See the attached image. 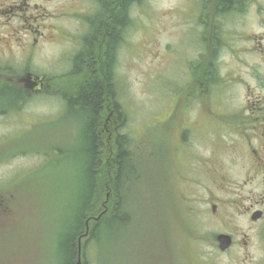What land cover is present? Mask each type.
<instances>
[{
	"label": "rangeland",
	"instance_id": "374dc122",
	"mask_svg": "<svg viewBox=\"0 0 264 264\" xmlns=\"http://www.w3.org/2000/svg\"><path fill=\"white\" fill-rule=\"evenodd\" d=\"M102 1H40L46 7L44 18L37 20L43 23L39 27L43 35L32 61L18 53L17 66L28 65L34 73L46 71L45 93L23 98L16 107L15 93L0 98L5 108L0 114V264L56 263L58 244L84 201L90 178H112L104 166L89 170L82 148L87 118L65 106L68 95L89 73H72L86 28L108 20L122 0L108 5L101 18L95 17ZM192 6L193 0H129L130 24L115 49L113 75L123 119L119 130L130 139L132 166L125 168L117 196L105 182L92 198L95 208L87 213L84 233L86 222L90 232L94 218L107 214L113 201H123L125 228L105 232L101 243L89 242L81 257L88 264H264V250L250 238L243 215L233 211L227 216L226 224L237 230V242L228 252L216 254L211 236L225 220L210 216L204 201L177 200L185 192L197 198L204 186L223 185L217 181L221 173L236 183L221 189L222 196L230 198L245 179L244 162L242 167L228 168L221 161L243 157L238 142L234 143L238 137L233 126L244 118L246 88L253 85L249 66L245 62L237 66L226 54L222 72L236 65L241 80L234 84L228 79L231 83L225 81L218 94L206 97L198 92L189 78L190 65L202 64L205 54L198 51L201 37L190 30ZM247 16L243 33H260L258 17ZM104 42L101 34L93 55L97 68ZM242 57L253 59L249 54ZM109 102L106 98L96 125L107 146L119 128L113 106L107 109ZM214 154L220 157L213 158ZM185 155L200 162L198 169L191 170L194 188L187 191L180 178L176 186L172 169V161H178L180 174L179 161ZM208 160H214L215 166L206 175L203 165L207 167ZM249 189L246 185L241 193ZM243 232L249 235L246 246ZM82 235L81 247L88 236Z\"/></svg>",
	"mask_w": 264,
	"mask_h": 264
},
{
	"label": "flooded vegetation",
	"instance_id": "af4514ba",
	"mask_svg": "<svg viewBox=\"0 0 264 264\" xmlns=\"http://www.w3.org/2000/svg\"><path fill=\"white\" fill-rule=\"evenodd\" d=\"M40 1L0 0V98L4 93H15V107L17 101L23 98H28L35 93H45L46 71L41 74L34 73L35 70L27 67L28 65L20 69L17 66L18 53L28 63L32 61L36 44L43 35V32L39 30L43 23L42 21L37 22V20L44 18L46 7ZM103 3H107L106 7L102 5ZM98 5L94 16L101 18L105 14L107 6L113 5V0H105ZM121 8L125 9V0L119 2L118 10ZM192 9L194 21L190 30L196 38L201 37L200 42L203 45L202 49L198 51H204L205 54L202 64L195 65L193 62L190 65L189 78L194 80L196 86L199 87L198 92L203 93L206 97L209 94H218L228 79L232 78L234 84L241 80L238 75L239 67L236 68V65H234V69L230 68L222 72L225 69L224 57L226 54L237 63V66L241 67L242 62L249 66V76L253 85H248L246 88L249 98L244 105V118L239 121L237 126L236 124L233 126L238 137L234 143L238 142L243 157L239 156L233 159L230 157L227 161H221V164L224 166L226 163L228 168L232 164H239L242 167L244 162L245 179L243 181L242 178L239 179L241 180L240 185L233 192V197L230 198L222 196L221 189L225 187L226 183L227 185L236 183L231 177L221 173L217 181L222 180L223 185L218 184L214 188L204 186L205 191L197 198L185 192L177 200L183 202L204 201L208 206L206 210L210 216L219 218V221L225 220L223 226L219 225L220 228L215 229L216 231L211 236L213 250L216 254L228 252L237 242V230L226 224L229 223L226 220L227 216L233 211L237 215L241 214L245 217L250 228V238H255L257 248L264 250V0H193ZM197 14L201 16L200 22L197 21ZM248 14L255 18L258 17L257 24L262 28L260 33H243L244 27L247 25V22L243 20L248 17ZM112 19L113 15L111 14L106 21L90 23L76 54L82 50L83 39L90 27H95L99 29V32L92 41V54L95 53L97 38L101 34L105 35L106 46L101 50L100 55L101 59L105 60L108 57L106 51L108 36L110 37L107 30L112 25ZM35 22L36 27H34ZM242 54H249L253 59H243ZM220 103L221 101L218 105ZM109 104L107 109L112 106L111 102ZM2 110L5 111V108L0 99V114ZM182 141L186 140L182 139ZM185 153H189V151L186 150ZM218 153L216 152V154ZM219 157L213 155V158ZM195 158L196 156L192 155L182 157V160L179 161L181 167L179 175L178 161H172L176 186L179 182L178 178H180L186 191L194 188L192 187L194 178L191 175V170L198 169L197 167L200 165L199 161L194 160ZM214 166V160H208L207 167L203 165L207 171L206 175H209L208 171H212ZM246 185H249L250 189L247 193L242 194L241 189ZM221 234L229 235L231 238V244L225 250L220 249L218 236ZM248 237V233H242L244 246L247 245L245 238Z\"/></svg>",
	"mask_w": 264,
	"mask_h": 264
},
{
	"label": "trees",
	"instance_id": "16d2710c",
	"mask_svg": "<svg viewBox=\"0 0 264 264\" xmlns=\"http://www.w3.org/2000/svg\"><path fill=\"white\" fill-rule=\"evenodd\" d=\"M114 2L116 1L113 0ZM112 15V25L107 30L108 34H110L106 51L108 57L97 62L98 68L95 67L92 41L99 29L90 27L83 39L82 50L73 57L72 66V73L76 74L83 70H88L89 73L84 78L81 86H78L68 95V101L65 104L67 111L71 110L75 113L80 111L81 115L85 116L84 119L87 118V122L85 121L86 130L83 132L82 148L85 151L84 156L89 170H96L104 166V169L109 171L112 178L102 177L98 181L90 178L84 201H80L79 208L74 218L71 219L70 226L58 244L60 254L55 255L56 263L53 264H76L78 238L84 233L85 220L90 218L87 213L95 208L92 204L94 201H91L92 198L103 190L102 186L105 182L111 185L112 195L117 196L119 192L117 185L122 181L121 178L125 176V168L131 169L132 166V155L129 150L130 147H128L130 139L119 130L123 124V119L119 104L115 98L113 75L115 49L120 41L124 27L126 30L130 24L129 0H125V9L121 8ZM104 46H106V41ZM106 98L112 102L113 110L117 114L115 120L119 124V128L114 129L115 131L112 132V144L110 146L106 145L104 132L98 128L96 129L97 119L101 115L102 105ZM109 148L110 152L108 154ZM105 158L108 160L106 164H104ZM94 222V226L88 236L83 239L81 257L84 255V250L89 242H94V244L101 243L102 235L105 232L119 231L125 228L123 201H113L109 212ZM81 264L88 263L82 258Z\"/></svg>",
	"mask_w": 264,
	"mask_h": 264
},
{
	"label": "water",
	"instance_id": "95a60500",
	"mask_svg": "<svg viewBox=\"0 0 264 264\" xmlns=\"http://www.w3.org/2000/svg\"><path fill=\"white\" fill-rule=\"evenodd\" d=\"M95 220L98 219V217L94 218ZM88 223L86 222V232L82 235L83 237L88 235ZM218 240L220 243V249L225 250L227 249L231 244V238L229 235L221 234L218 236ZM81 263V238L78 240V247H77V262L76 264Z\"/></svg>",
	"mask_w": 264,
	"mask_h": 264
}]
</instances>
